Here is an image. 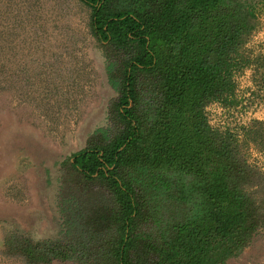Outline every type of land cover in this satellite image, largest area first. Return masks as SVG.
Here are the masks:
<instances>
[{"label": "trees", "instance_id": "obj_1", "mask_svg": "<svg viewBox=\"0 0 264 264\" xmlns=\"http://www.w3.org/2000/svg\"><path fill=\"white\" fill-rule=\"evenodd\" d=\"M257 1L80 0L117 92L109 124L60 163L64 235L11 232L2 253L26 264L240 255L264 229V174L246 157L249 143L264 151V120L222 129L207 107L238 105L236 76L247 67L264 83V53L243 48Z\"/></svg>", "mask_w": 264, "mask_h": 264}, {"label": "rangeland", "instance_id": "obj_2", "mask_svg": "<svg viewBox=\"0 0 264 264\" xmlns=\"http://www.w3.org/2000/svg\"><path fill=\"white\" fill-rule=\"evenodd\" d=\"M90 11L80 0H0V264H26L2 253L11 232L36 240L64 235L60 163L109 124L117 92ZM243 48L264 53V0L254 3ZM252 77L249 67L236 76L238 105L207 107L215 127L237 131L264 120V83ZM246 157L264 174V151L249 143ZM228 263L264 264V229Z\"/></svg>", "mask_w": 264, "mask_h": 264}]
</instances>
